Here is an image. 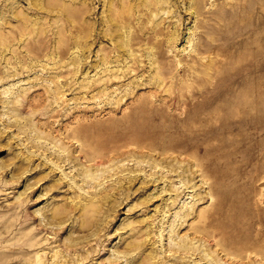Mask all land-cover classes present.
<instances>
[{
    "label": "rangeland",
    "instance_id": "obj_1",
    "mask_svg": "<svg viewBox=\"0 0 264 264\" xmlns=\"http://www.w3.org/2000/svg\"><path fill=\"white\" fill-rule=\"evenodd\" d=\"M212 258L264 264V0H0V264Z\"/></svg>",
    "mask_w": 264,
    "mask_h": 264
},
{
    "label": "bare ground",
    "instance_id": "obj_2",
    "mask_svg": "<svg viewBox=\"0 0 264 264\" xmlns=\"http://www.w3.org/2000/svg\"><path fill=\"white\" fill-rule=\"evenodd\" d=\"M252 99H251V101H248L249 103H251L252 101H253V97H251ZM250 99V98H249ZM247 102V103H248ZM249 103H248V105H249ZM251 105V104H250ZM244 106H246V104L244 105ZM263 107V106H262ZM256 109V108H255ZM253 111V110H252ZM235 117H237V116H235ZM239 117V116H238ZM192 132V131H191ZM193 132H195V131H193ZM198 132H200V131H198ZM197 133V132H196ZM200 133H202V132H200ZM195 135V134H194ZM202 135H204V133L202 134ZM207 135V134H206ZM147 138H143V140H135V141H133L131 144H130V146H134V147H136V148H138L137 150H139V148L141 149V148H145V150H149V152L150 151H155V150H158L159 148H157V147H155V148H148V146H147V144H144L145 143V141H147V139H148V136H146ZM170 146H164V147H160V149L161 150H159V152H161V153H159V154H161V156L160 157H162V155H164V156H166V154L168 155L170 152H171V154H172V152H174V153H177L178 155H182V154H184L185 152H182L181 150H179V146H181L180 144H175V143H172V144H169ZM198 149V150H197ZM210 148L207 146V144H206V142H203V144H200V145H197L196 147H195V151L193 152V153H188V154H190L191 156L190 157H192V159H194L195 161H197L196 163L198 164V165H201V166H204V165H206V167H207V165L209 166V162L212 160V159H210L209 158V155H210ZM156 153V152H155ZM155 153H154V155H155ZM158 153V152H157ZM170 154V155H171ZM187 154V153H186ZM137 155L138 154H135V152L134 153H132L131 152V154H130V157L131 158H134V159H132L133 161L132 162H136V158H137ZM148 155V154H147ZM157 155V154H156ZM169 155V156H170ZM175 155V154H174ZM139 156V155H138ZM143 156V155H142ZM163 156V157H164ZM168 157V156H167ZM176 157V156H175ZM181 157V156H180ZM187 157H189V156H186L185 158H187ZM153 158V157H152ZM152 158H150V161H153V165H152V167L154 166V168L156 169L158 166H159V169L161 168V169H166V170H168V172H169V174H166L165 175V177L167 178V180H169V183H170V190L173 192H175V197H174V199H173V201L174 202H177L178 201V199H179V197H181V195L182 194H184V191H181V189L183 188V187H185V186H187V188H190V187H192V188H195L194 186H190V183L194 180V178H195V172H194V168L192 167L193 166V164H191L190 162H189V159H188V165H186V164H184L185 163V160H184V165H186V166H184V167H181V165H179V163L181 162L180 160H179V162H178V159L177 158H174L173 157V159L171 158V162H166V165H161L160 163H164L163 161L162 162H157V159H155V160H153ZM182 158V157H181ZM184 158V157H183ZM159 159V158H158ZM163 159V158H162ZM170 159V158H169ZM168 159V160H169ZM174 159H176V163L175 162H173V160ZM163 160H165V157H164V159ZM167 160V161H168ZM181 160H183V159H181ZM160 161H161V158H160ZM150 163L149 161H146L145 159L144 160H142V161H139L138 162V165L139 164H143V163ZM178 163V164H177ZM195 163V162H194ZM197 164H195L196 166H197ZM179 165V166H178ZM212 166V165H211ZM210 167V166H209ZM193 168V169H192ZM197 168V167H196ZM197 169H199V167L197 168ZM197 171V170H196ZM199 171H201V170H199ZM198 171V174L200 173ZM198 174H196V175H198ZM173 176H176V177H178V178H180V183H179V185L181 184L182 185V183H183V185L181 186H177V184H173V182H172V178H173ZM200 176V175H199ZM201 176H202V173H201ZM199 178V177H198ZM163 179V178H162ZM196 179V178H195ZM204 179V178H203ZM132 181H134V179H132ZM131 181V182H132ZM196 181V180H195ZM169 183H167V184H169ZM191 184H194V182H192ZM186 188V189H187ZM188 190V189H187ZM166 191H167V189H166ZM211 193H210V196H211V198H214V199H216L217 201H218V208H217V211L218 210H221V200L223 201V202H225V200L224 199H222L221 197H220V195L219 194H217V192L216 191H210ZM228 210H230V209H228ZM211 212V211H210ZM228 213V212H227ZM200 218H202L201 216H200ZM239 219V218H238ZM225 221H226V219H225ZM225 224H226V222H225ZM177 230V229H176ZM220 230H223V231H225V230H233V231H237L238 230V228H233V227H231L230 225H224V226H221L220 227ZM201 233V232H200ZM209 233V232H208ZM211 233V232H210ZM174 234H175V231H174ZM173 234V235H174ZM203 234V233H202ZM184 243V242H183ZM222 249V248H221ZM178 251H180L181 253H186V254H189V253H191L192 252V255H196L197 254V252L199 251V252H201V250H200V248L199 247H194V246H192V242L190 241V242H188V244L187 245H184V246H180L178 249H177V252ZM222 251V250H221ZM225 251V250H224ZM226 252V251H225ZM200 255H201V253H200ZM209 255H211L210 253H206L205 254V257H206V259H205V257H204V259L205 260H207L208 259V256ZM203 259V260H204ZM213 260H214V262H212V263H210V264H215L216 263V261H215V259L214 258H212ZM194 262H196V261H194ZM210 262V261H209Z\"/></svg>",
    "mask_w": 264,
    "mask_h": 264
}]
</instances>
